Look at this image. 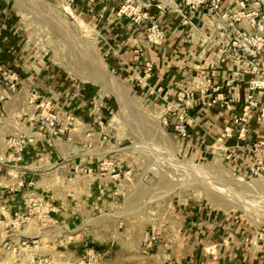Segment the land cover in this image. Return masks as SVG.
<instances>
[{
  "label": "rangeland",
  "instance_id": "1",
  "mask_svg": "<svg viewBox=\"0 0 264 264\" xmlns=\"http://www.w3.org/2000/svg\"><path fill=\"white\" fill-rule=\"evenodd\" d=\"M263 84L264 0H0V264H264Z\"/></svg>",
  "mask_w": 264,
  "mask_h": 264
},
{
  "label": "crops",
  "instance_id": "2",
  "mask_svg": "<svg viewBox=\"0 0 264 264\" xmlns=\"http://www.w3.org/2000/svg\"><path fill=\"white\" fill-rule=\"evenodd\" d=\"M173 26L174 25L170 26L171 30L172 29L174 30ZM198 26L200 29L199 22H198ZM181 28L183 30H187L185 36H182L179 39L171 38L168 40L170 43L173 42L175 45H179L182 47L181 49L183 53L181 57L183 59V62H181V66H180L181 68L172 67L167 69L165 72H161V73L154 72L151 79L152 82L155 81V85H154L155 89L162 88L164 94L171 97L175 96L176 94L178 95L179 93L182 92L187 93L191 89L195 77V73L192 71V66L198 70L199 65L192 64L189 61H193V60L198 61L200 60V55H202V51L200 50V48H196V49L194 48L195 46L200 44V39L195 40L192 38L191 34H189V32L191 31L189 27L180 26V29ZM201 45H203V43ZM239 94L243 96L242 92H240ZM192 109L195 111H200V101L196 102ZM192 118L194 119V122H196V125L199 126L200 117L197 116V114H195V116H193ZM189 132L191 133V137L185 140L187 141V144H189V146L192 147L200 146V129H197L196 126H194L189 130ZM190 151H192V149L187 150L188 155L190 154ZM183 206H184V210L182 212V221L186 225L183 230L184 231L183 237L186 240L187 244L184 246V249L181 252L186 253L187 255L185 256L186 257L185 259L184 258L182 259V261L184 264H200V258H198L200 253V221L202 222L201 227H203L202 234L205 235V229L211 225L210 224L211 221L208 216L209 214L207 213L206 216H203V219H200L201 213H200L199 203H195L191 205L184 204ZM192 239H194L196 243L190 244ZM193 253H195L196 256H189L190 254Z\"/></svg>",
  "mask_w": 264,
  "mask_h": 264
},
{
  "label": "built area",
  "instance_id": "3",
  "mask_svg": "<svg viewBox=\"0 0 264 264\" xmlns=\"http://www.w3.org/2000/svg\"><path fill=\"white\" fill-rule=\"evenodd\" d=\"M183 97H185V95H183ZM182 133H183L184 136H186V130H185V128L182 129Z\"/></svg>",
  "mask_w": 264,
  "mask_h": 264
},
{
  "label": "bare ground",
  "instance_id": "4",
  "mask_svg": "<svg viewBox=\"0 0 264 264\" xmlns=\"http://www.w3.org/2000/svg\"><path fill=\"white\" fill-rule=\"evenodd\" d=\"M102 66H104V65H102ZM103 68H104V70L109 74V71H108L106 65H105ZM263 86H264V84H263Z\"/></svg>",
  "mask_w": 264,
  "mask_h": 264
}]
</instances>
